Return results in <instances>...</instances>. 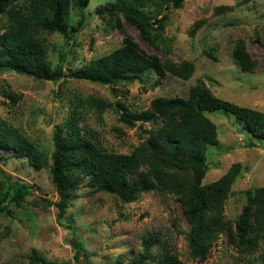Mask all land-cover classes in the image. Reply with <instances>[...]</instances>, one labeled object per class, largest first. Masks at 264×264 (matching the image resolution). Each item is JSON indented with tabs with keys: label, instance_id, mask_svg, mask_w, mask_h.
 <instances>
[{
	"label": "trees",
	"instance_id": "1",
	"mask_svg": "<svg viewBox=\"0 0 264 264\" xmlns=\"http://www.w3.org/2000/svg\"><path fill=\"white\" fill-rule=\"evenodd\" d=\"M184 1L112 0L98 5L95 13L103 22L122 31L121 44L99 57L81 59L72 68L62 61L52 63L47 56L46 36L57 33L64 39L71 38L83 24V12L89 0H0V70L53 83L67 78L85 80L109 86L113 95L120 84L141 82L144 76H155L151 87L167 76L187 80L194 70L190 60L174 61L145 52L124 27L127 22L137 29L144 43L171 53L169 38L164 35L168 11L181 8ZM252 1L255 0H240L236 5ZM232 6L218 5L213 12L220 14ZM73 10L80 17L68 26ZM202 22L197 21L189 33L193 34ZM254 40L264 48L257 35ZM212 49L209 47L203 52L211 57ZM231 61L242 71H251L257 66L242 38L233 43ZM3 94L12 104L18 99L15 93L3 91ZM83 108L93 109L99 118L106 109L112 108L125 125L133 127L139 122L140 126L147 123L148 127L142 130L139 143L129 151L108 150L95 138L94 131L79 125ZM217 109L233 114L245 130L264 141V110L221 98L198 78L189 85L186 97L155 96L145 109L139 110H132L123 99L113 103L95 95L76 97L66 120L53 128L50 151L38 147L16 126L0 119V148L6 151L0 154V160H18L36 171L48 172L57 200H42L55 205L57 219L64 217L70 200L82 185L94 193H109L121 203L134 202L141 193L156 191L173 196L179 203L187 223L184 239L191 259L204 260L214 242L224 235L241 257L253 255L262 243L260 258L264 262V185L242 191L244 203L231 223L224 219V203L239 174L240 163H231L217 179L202 183L208 167L206 148L217 143L216 126L207 113ZM0 175L12 188L3 190L0 182V213L11 215L5 201L8 199L15 206L23 207L32 187L20 179L12 180L1 167ZM72 247L74 257L86 254L74 235ZM29 259L47 264L35 249L31 250ZM115 261L116 264H183L168 243L156 234L141 238L140 250L132 258L117 256Z\"/></svg>",
	"mask_w": 264,
	"mask_h": 264
},
{
	"label": "rangeland",
	"instance_id": "2",
	"mask_svg": "<svg viewBox=\"0 0 264 264\" xmlns=\"http://www.w3.org/2000/svg\"><path fill=\"white\" fill-rule=\"evenodd\" d=\"M109 1L112 0H89L83 24L71 38L64 39L57 33L46 36L47 56L53 64L62 61L76 68L81 59L99 57L121 44L122 31L107 26L95 13L98 5ZM239 1L185 0L181 8L170 9L164 35L169 38L171 53L144 43L137 29L124 22L126 33L145 52L174 61L190 60L194 70L187 80L167 76L151 87L155 76H144L141 82L120 84L113 95L109 86L85 80L67 78L53 83L0 70V119L16 126L38 147L50 151L53 128L66 120L76 97L95 95L113 103L123 99L132 110H139L145 109L155 96L186 97L189 85L198 78L221 98L264 110V48L254 40L257 35L264 44V0L236 5ZM218 5L233 6L214 14ZM79 17L78 12L71 11L68 26ZM200 20L202 24L190 34L189 29ZM237 38L244 40L248 54L257 60L255 69L242 71L232 65L231 48ZM209 47L213 48V58L203 52ZM3 91L17 94V101L12 104ZM207 116L215 123L217 143L206 148L208 167L202 183L217 179L231 163L241 165L224 203V219L233 223L244 203L242 191L264 185V141L251 135L240 120L224 109L210 111ZM79 125L94 131L103 147L119 152L137 145L142 130L148 127L139 122L133 127L125 125L112 108L100 118L93 109L83 108ZM0 154H6L4 148H0ZM0 167L12 180L20 179L32 187L23 207L7 199L4 205L12 214L0 213V264H37L29 259L32 249L47 264H116L117 256L132 258L140 250L141 238L150 234L164 239L183 264H264L260 258L262 243L253 255L241 257L224 235L218 237L204 260L191 259L184 239V214L169 194L149 191L141 193L134 202L121 203L109 193H94L82 185L70 200L64 217L57 219L55 205L42 200H57L46 170L36 171L25 162L11 159H1ZM0 182L3 190H12L3 175ZM35 199L37 202H33ZM72 235L82 243L86 254L74 257Z\"/></svg>",
	"mask_w": 264,
	"mask_h": 264
}]
</instances>
